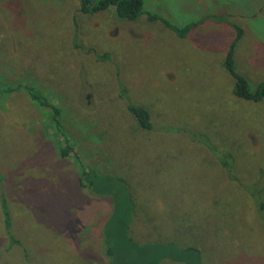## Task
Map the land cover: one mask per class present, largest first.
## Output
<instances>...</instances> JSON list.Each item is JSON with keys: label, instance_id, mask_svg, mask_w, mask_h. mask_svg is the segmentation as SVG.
<instances>
[{"label": "rangeland", "instance_id": "rangeland-1", "mask_svg": "<svg viewBox=\"0 0 264 264\" xmlns=\"http://www.w3.org/2000/svg\"><path fill=\"white\" fill-rule=\"evenodd\" d=\"M142 1L130 20L0 0V193L19 240L0 205V264H264V96H235L223 64L235 24V69L264 81V0Z\"/></svg>", "mask_w": 264, "mask_h": 264}, {"label": "trees", "instance_id": "trees-1", "mask_svg": "<svg viewBox=\"0 0 264 264\" xmlns=\"http://www.w3.org/2000/svg\"><path fill=\"white\" fill-rule=\"evenodd\" d=\"M80 5V11L87 13V12H96L105 10L109 7H113L116 14L122 18L134 20L136 19L141 13H142V7H143V1L142 0H78ZM165 26L170 27L173 30H176L179 33V36H184L191 28L197 25V22L188 23L183 29H179L178 27L173 26L169 22H164ZM233 27L235 28L236 35L231 42L229 49L226 53V56L224 58V67L225 69L232 75L234 79V86L232 89V92L235 96L244 98L247 100H260L264 96V81H260L256 86L253 88L250 86V83L246 76L240 72H238L235 69V47L237 45V42L241 38L243 34V30L241 27L236 26L233 24ZM106 57L105 54L99 56V58L103 59ZM28 88V87H27ZM14 89V87H13ZM29 90V88H28ZM125 91V88H123ZM33 97L37 98L38 96L36 94L33 95ZM43 105H47L49 103L47 102H41ZM129 110L135 115L137 122L139 125L146 129L153 128V123L151 119L150 109L146 106L139 105V104H128ZM59 112L57 108H55V113ZM58 122V121H57ZM72 146L66 145L61 148V153L63 156H66L69 154V152L72 151ZM83 181H88V183L92 184V190H94L95 193H103V192H111L110 189L106 190L107 186L110 183V178L108 175H97L94 173L93 170H90L87 172L85 170L83 172V175L80 177ZM0 205H1V211H2V217H3V224L4 228L7 232V237L10 238V244L13 243H19V240L15 238L9 231L10 227L12 225V217L11 212L8 208V202L7 197L5 194L0 193ZM263 204L261 205V208H263ZM190 252H192V249H190ZM145 252H141L138 255V259L141 261L143 260L140 258L141 255H144ZM124 254V253H121ZM148 254H145V259ZM141 264H156V261L153 259H148L147 261L142 262ZM190 264H201L200 261L195 260V262H191Z\"/></svg>", "mask_w": 264, "mask_h": 264}]
</instances>
